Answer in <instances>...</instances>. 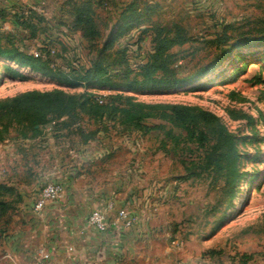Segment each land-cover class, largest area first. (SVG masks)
<instances>
[{
    "label": "rangeland",
    "instance_id": "rangeland-1",
    "mask_svg": "<svg viewBox=\"0 0 264 264\" xmlns=\"http://www.w3.org/2000/svg\"><path fill=\"white\" fill-rule=\"evenodd\" d=\"M72 1L75 0H44L41 5L44 14L36 10L31 16L39 23L32 26L19 20L25 14L6 12L9 17L4 16V21H0L2 43L16 52L47 55L51 67L70 70L92 64L91 60L110 40L111 44L100 55L103 61L110 63L126 56L135 67L139 61L147 60L157 26L179 24L190 40L174 46L171 51L176 53L180 72L191 75L215 59L217 49L212 41L224 23L233 24L230 33L235 40H240L244 34H258L264 16V0H130L119 7L113 2L111 6L100 7L98 0H92L101 34L88 43L71 23L61 22L69 20V2ZM32 30L36 31L35 36ZM233 38L228 44L234 42ZM20 58H0V99L32 89L61 88L70 93L89 89L96 95L109 93L99 85L88 88L67 86L57 77L20 65ZM119 91L137 101L187 103L209 109L218 114L239 139L242 174L236 183L237 196L231 194L230 187L222 190V181L212 180L207 173L181 180L179 192L183 193L184 199L177 200V203L188 213L175 215L178 219L169 228L170 235L160 237L169 239L175 233L174 226L182 224L191 246L186 250L206 261L205 264H242V253L253 255L247 264H264V47L239 48L214 72L175 89L142 87ZM230 110L251 117L234 119L228 113ZM75 118L78 121L72 122L85 126L84 130L89 134L108 122L92 119L81 111ZM17 127L15 121L0 118V138L9 128L14 134ZM112 131L120 132L118 129ZM174 131L180 133L177 128ZM140 134L142 146L148 147L150 162L157 161L156 166L163 167L167 176L177 179L188 176L189 153H183L179 147L178 153L172 151L168 158L158 149L174 145L170 139L164 138L162 130Z\"/></svg>",
    "mask_w": 264,
    "mask_h": 264
},
{
    "label": "crops",
    "instance_id": "crops-1",
    "mask_svg": "<svg viewBox=\"0 0 264 264\" xmlns=\"http://www.w3.org/2000/svg\"><path fill=\"white\" fill-rule=\"evenodd\" d=\"M128 1L97 4L106 7L113 2L119 7ZM44 3L0 0V21L12 11L38 24L31 15L36 10L44 14ZM56 121L47 123L39 135L12 134L0 143V200L10 204L11 216L9 222L0 221V264H205L186 250L191 247L188 241L183 250L171 247L175 233L169 239L160 237L170 235L175 215L187 212L177 203L184 199L179 188L186 178L167 176L157 161H149L140 131L100 130L85 142L76 129L59 127ZM170 148L158 151L169 158ZM49 180L64 185L63 196L37 214L35 198ZM4 187L8 190L1 194ZM110 199H115L117 209L131 207L137 218L133 226L118 221L116 209L108 214L106 231L88 224L90 213ZM181 225L174 226L175 232Z\"/></svg>",
    "mask_w": 264,
    "mask_h": 264
},
{
    "label": "trees",
    "instance_id": "trees-1",
    "mask_svg": "<svg viewBox=\"0 0 264 264\" xmlns=\"http://www.w3.org/2000/svg\"><path fill=\"white\" fill-rule=\"evenodd\" d=\"M69 3V8H71L67 16L69 20L63 19L61 22L63 24L71 23L72 27L81 33L84 41L92 43L101 34L94 17V2L92 0H75ZM34 13L33 15H35ZM28 19L21 20L19 18L25 25H34ZM260 23L261 28L258 30V34L247 33L240 40H235L230 33V30L234 28L233 24L224 23L222 30L216 34L212 41L217 49L215 59L191 75H183L180 72L179 66L176 65V60L178 61L175 58L176 53L171 51L174 46L182 45L190 40L186 30L179 24H175L173 27L157 26L154 29V44H152L147 60L139 61L135 67H132V63H129L126 56L110 63L103 61L104 58H101L100 55L111 44L110 40L99 51L96 58L91 60L92 64L83 69L63 70L51 67L47 55L44 57L42 54L21 53L7 48L0 37V58L21 56L18 60L20 65L57 77L67 86L88 88L91 85H99L105 87V90L109 92L104 96L103 94H93L89 89L79 93H70L61 88L26 90L0 99V118L7 117L19 125L14 128V134H17L18 137L39 135L47 123L58 119L57 121H61L58 124L59 127L76 129L75 133H78L80 139L85 142L94 139L100 130L108 133L113 129H118L120 130L119 134L134 131L148 134L153 130H162L164 138L170 139L174 145L168 150L169 152L178 153L179 147H181L183 153L190 154L189 173L184 178L207 173L212 180L222 181V190L226 191L230 187L231 194L237 196L239 190L236 183L242 174L241 154L238 149L239 139L218 114L187 103L137 101L131 96H125L119 90L142 87L175 89L205 77L223 65L235 50L264 47V16ZM35 34L36 31L32 30V35L35 36ZM232 38L234 42L228 44ZM90 47L93 48V45L90 44ZM91 48H89V52ZM238 69L237 67L235 70ZM111 90H115V92L111 93ZM100 96H103V102H99L98 97ZM80 111L92 119H105L108 122H105L104 127L100 126L89 134L84 130L85 126L72 122V120L78 121L75 117L79 116ZM228 113L234 119L251 117L246 113L238 114L233 110ZM152 119L162 120V122L152 124L150 122ZM10 128L1 136L0 143L12 135ZM175 128L179 129L180 133H176ZM164 148H168V146H164ZM1 188L0 185V191ZM4 189L1 194L8 190L7 187ZM9 209L10 204L0 200V221H10ZM211 252L216 253L215 250H211ZM240 256L242 264H246L253 255L242 253Z\"/></svg>",
    "mask_w": 264,
    "mask_h": 264
},
{
    "label": "built area",
    "instance_id": "built-area-1",
    "mask_svg": "<svg viewBox=\"0 0 264 264\" xmlns=\"http://www.w3.org/2000/svg\"><path fill=\"white\" fill-rule=\"evenodd\" d=\"M53 52V51H52ZM39 55V54H37ZM104 96L106 94H103ZM99 102H103V96L98 97ZM64 193V185L56 180H49L41 187L34 201L33 210L39 214L49 202L59 200ZM117 210L116 219L125 227H131L136 221V216L131 212V207L117 209L115 199H110L102 208L94 209L88 216L87 222L98 231H106L109 227L108 214ZM186 233L183 226H179L175 234L170 238V245L177 250H183L187 245ZM43 255L47 254L44 252ZM10 256V255H7ZM12 258V257H10Z\"/></svg>",
    "mask_w": 264,
    "mask_h": 264
}]
</instances>
